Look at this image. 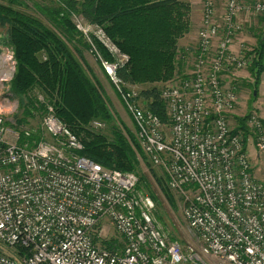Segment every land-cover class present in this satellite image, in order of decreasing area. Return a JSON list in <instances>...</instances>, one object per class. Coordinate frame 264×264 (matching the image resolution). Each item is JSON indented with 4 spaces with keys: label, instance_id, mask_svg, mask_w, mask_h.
Returning a JSON list of instances; mask_svg holds the SVG:
<instances>
[{
    "label": "built area",
    "instance_id": "built-area-1",
    "mask_svg": "<svg viewBox=\"0 0 264 264\" xmlns=\"http://www.w3.org/2000/svg\"><path fill=\"white\" fill-rule=\"evenodd\" d=\"M201 5L190 72L161 90L166 121L124 89L117 71L127 56L103 29L72 16L123 100L136 144L183 197L192 235L185 245L161 229L138 176L81 155V142L50 104L40 121L47 138L5 126L16 107L8 90L17 63L0 39V243L9 248L0 250V264H264V106L248 111L247 136L230 119L234 81L254 57L242 35L252 17L264 16V0Z\"/></svg>",
    "mask_w": 264,
    "mask_h": 264
},
{
    "label": "trees",
    "instance_id": "trees-1",
    "mask_svg": "<svg viewBox=\"0 0 264 264\" xmlns=\"http://www.w3.org/2000/svg\"><path fill=\"white\" fill-rule=\"evenodd\" d=\"M27 1L31 0H0V27L5 29L1 40L12 46L17 63L11 89L25 94L38 88L44 94L41 108L45 111L47 104L53 107L55 116L81 142V155L104 168L136 171L135 154L120 134V128L112 124L107 100L86 66L81 51L89 45L72 16H81L87 23L103 29L120 53L127 56L117 71L124 89L126 83L152 85L141 95L143 106L166 121L161 92L154 85L182 71L180 63H185L189 52L179 48L178 40L191 30L190 3L185 0H56V7L36 4V11L46 19L41 21L18 9ZM261 36L249 67L255 85L264 72V34ZM96 43L104 57L111 60L106 49ZM136 99L141 105L140 98ZM22 107L24 118L36 111L34 101L29 100ZM246 117L239 118L237 128L244 133L248 129ZM93 119L108 123L113 137L110 139L91 129L89 122ZM40 138L39 129L33 130L29 137L30 140ZM25 139L22 135L21 142Z\"/></svg>",
    "mask_w": 264,
    "mask_h": 264
},
{
    "label": "rangeland",
    "instance_id": "rangeland-1",
    "mask_svg": "<svg viewBox=\"0 0 264 264\" xmlns=\"http://www.w3.org/2000/svg\"><path fill=\"white\" fill-rule=\"evenodd\" d=\"M56 0H31L27 1L24 5L18 7V9L25 14L31 15L41 21L46 20L45 17L39 14L36 11V4L40 6H47V7H56ZM49 26L47 23H45ZM5 34V29L0 27V39H2V35ZM264 34V16H255L252 17L247 25L245 26L244 31V38L242 40L245 46H248L250 50L256 48L260 41V36ZM187 33V42L186 45H190L193 40L191 37L188 38ZM262 37V36H261ZM190 40V41H189ZM195 45L192 44L190 46L192 49ZM82 54L89 59L90 63L96 68V72L100 75L98 78L90 71V75L95 78V80L99 83V87L107 100V106L112 116V124L120 128V134L125 138L127 144L132 149L135 157L137 159V168L136 171H133L139 179L138 188L143 193L149 195L155 205L154 209V217L157 220L161 229L167 234L170 240H178L182 245H185L187 241L191 238V232L187 227L186 221L183 216V209H184V200L183 197L169 189L166 185V176L158 167L153 166L148 159L144 156L142 150L136 144L135 140V129L132 123V120L126 110L125 104L121 99L119 93L116 90V87L111 83V81L103 76L100 72V68L98 64L95 62L94 58L90 55L89 48L82 49ZM90 52V53H89ZM189 52V51H188ZM92 54V53H91ZM254 54V52H253ZM190 56V52L188 54ZM255 57V54H254ZM253 57V60H254ZM252 60V63H253ZM178 62V61H177ZM86 63V62H85ZM180 63V62H179ZM251 63V64H252ZM189 64V57L188 61L185 64L183 62L180 63V68H187ZM17 66V65H16ZM184 66V67H182ZM250 67V66H249ZM249 67L239 72V77L235 79L234 84L236 87V94L238 97V102L235 106V110L231 114V127L233 130H237L239 118L246 117L248 111L251 108H257L260 106H264V72L261 73L259 82L255 85L254 79L252 78ZM99 69V70H98ZM88 71V73H89ZM184 70L180 71L179 73L176 72L174 75L163 82H160L154 86L158 87V90H161L167 84L174 81L178 76L183 74ZM189 72V71H188ZM187 72V73H188ZM185 73V72H184ZM186 73V74H187ZM11 82L10 88L8 90V98L10 102H14L16 104L15 109L11 113L10 116L5 117V126H15L16 127H28L35 130H41L40 128V121L44 114V110L41 108L44 94L36 87L30 89L25 94L16 93L11 89ZM152 85L145 84V85H132L126 83L125 87L127 90H132L135 92L138 98H140L141 105L143 106L142 100L143 97L141 96L142 93L146 90L151 88ZM255 91V94H254ZM34 101V105L36 108L35 113L33 116H25L23 115V105L27 103V101ZM162 102H164L162 100ZM165 111H166V104ZM144 107V106H143ZM145 108V107H144ZM147 109V108H146ZM149 110V109H148ZM167 120V114H166ZM100 121L99 119H93L89 122V126L96 132H100L105 134L108 138H112V130L109 128L108 123L105 124L104 127H96L93 122ZM246 126V124H245ZM42 131V130H41ZM243 132V131H242ZM248 129H245V135L247 136ZM42 137L47 138V136L42 131ZM250 138V137H249ZM250 142V139L247 141ZM114 236L116 232L111 229L110 230ZM113 235H111L113 237ZM0 250L3 252H8L9 248L5 245L0 243Z\"/></svg>",
    "mask_w": 264,
    "mask_h": 264
},
{
    "label": "crops",
    "instance_id": "crops-1",
    "mask_svg": "<svg viewBox=\"0 0 264 264\" xmlns=\"http://www.w3.org/2000/svg\"><path fill=\"white\" fill-rule=\"evenodd\" d=\"M185 1L189 2L190 3V7H191V12H190L191 30L188 33L189 34L188 38L191 37L193 40H191L192 43L190 45H186L185 46V44L187 42V34H186L184 37H182L181 39L178 40V46H179V48L190 52V50H192V48L190 46H192V44L193 45L196 44V34H197V30H198V28L200 26V23H201V8H202V5H201V0H185ZM242 37L244 38V34L242 35ZM234 47L236 48V45ZM188 54L189 53H187V55ZM90 55L94 58V56L91 53H90ZM188 57H189V64H187L188 65L187 68H183L182 69L185 72V73L182 72L183 74H186L188 71L190 72V68H191V54H190V56L189 55L186 56L185 63H186V61H188ZM83 58H84V60H85V62L87 64V66L89 67V69L98 78V76H100V75L96 72V70H95L96 68H94V66L90 63V61L87 58V56L85 57L83 55ZM94 60H95V58H94ZM95 62L98 64V62L96 60H95ZM182 62H184V61H182ZM98 66H99V64H98ZM182 67H184V66H182ZM99 68H100L101 74L103 76H105L100 66H99Z\"/></svg>",
    "mask_w": 264,
    "mask_h": 264
},
{
    "label": "water",
    "instance_id": "water-1",
    "mask_svg": "<svg viewBox=\"0 0 264 264\" xmlns=\"http://www.w3.org/2000/svg\"><path fill=\"white\" fill-rule=\"evenodd\" d=\"M254 94H255V91H254Z\"/></svg>",
    "mask_w": 264,
    "mask_h": 264
}]
</instances>
